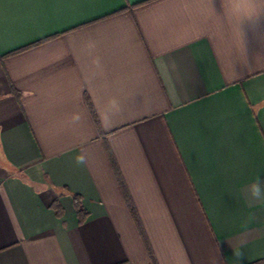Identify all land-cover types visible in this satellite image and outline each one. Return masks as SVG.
<instances>
[{"label":"crops","instance_id":"1","mask_svg":"<svg viewBox=\"0 0 264 264\" xmlns=\"http://www.w3.org/2000/svg\"><path fill=\"white\" fill-rule=\"evenodd\" d=\"M220 11L0 0V264H154L109 152L155 264H264V204L246 195L264 179V17L239 29Z\"/></svg>","mask_w":264,"mask_h":264},{"label":"clouds","instance_id":"2","mask_svg":"<svg viewBox=\"0 0 264 264\" xmlns=\"http://www.w3.org/2000/svg\"><path fill=\"white\" fill-rule=\"evenodd\" d=\"M220 9L221 11L216 14L222 22H230L237 28L242 29L245 24L252 23L264 17V0H220ZM92 63L97 68L101 66L99 57L94 58ZM120 111V101L115 97L109 98L106 103V112L101 118V124H104L109 113L116 114ZM71 119L76 123L80 121L81 116L79 113H74ZM75 162L77 165H85L88 162V158L86 154L80 153L75 157ZM246 195L250 202L264 204V179L261 178L259 173L253 177L252 182L247 186ZM255 220V214L249 213L240 225L242 232H247ZM245 243L246 240L241 239L240 247L233 250L237 262L244 255L242 248Z\"/></svg>","mask_w":264,"mask_h":264},{"label":"trees","instance_id":"3","mask_svg":"<svg viewBox=\"0 0 264 264\" xmlns=\"http://www.w3.org/2000/svg\"><path fill=\"white\" fill-rule=\"evenodd\" d=\"M91 111H92V108H91ZM93 113L94 112L92 111L91 114H93ZM93 118H94L95 123L98 125V121H97V118H96L95 114H93ZM109 157H110V160H111L110 164H112L113 171L115 172V177H117V180H118L119 185L121 187L120 190H122V192H123V196H124V199H125L124 202L126 203L128 209H129V213H130V215H132L133 220H134V222L136 224V227L138 228L139 233H140V235L142 237V240L144 241V243H145V245L147 247V250H148V252H149V254L151 256V260L155 264V260H154V257L152 256V252H150L151 249H150V246L148 244V240H146L147 237L145 235L144 229H143V227H141L142 224H141L140 218H139V216L137 214V210L135 208V205L132 202V198H131V196L129 194V191H128L125 183H124L123 178L121 177L122 175L120 173V170H119V168H118V166H117V164H116V162H115V160H114V158H113V156L111 155L110 152H109ZM79 203H80V201H79L78 197H75V203L74 204H75V207L77 209V214H78L77 217H79V221L80 222H83L85 220V217H84L85 213H84V210L81 207V204H79Z\"/></svg>","mask_w":264,"mask_h":264}]
</instances>
